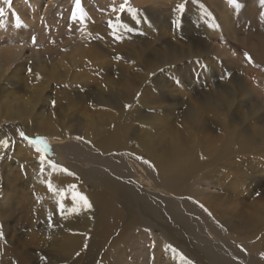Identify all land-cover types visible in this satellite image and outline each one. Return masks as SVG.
Here are the masks:
<instances>
[{"label": "rangeland", "instance_id": "rangeland-1", "mask_svg": "<svg viewBox=\"0 0 264 264\" xmlns=\"http://www.w3.org/2000/svg\"><path fill=\"white\" fill-rule=\"evenodd\" d=\"M21 1L36 11L34 17L12 18L18 0L10 7L0 0L5 10L0 52H15L0 62V141L9 142L7 148L0 144V191L10 204L0 200V264L8 250L13 256H6L7 264H264V65L255 56L240 57L234 48L242 50L241 42L260 47L262 41L264 50L263 33L251 27L264 23V0H128L123 12L120 6L111 9L113 0H81L89 27L84 37L81 13L72 19L73 0ZM180 3L183 12L174 10ZM116 17L123 19L112 23ZM69 30L71 37L65 34ZM56 31L101 58L83 65L79 58L63 60L76 54L68 42L55 46L62 51L50 56L44 44ZM38 55L42 70L34 64ZM86 64L92 70L105 66L103 79L85 77ZM48 76L30 103L36 97L30 91L39 89L35 78ZM117 119L124 144L105 154L123 159L122 181L130 195L113 193L114 210H89L73 194L102 188L98 171L89 172L99 163L67 158L57 144L75 141L90 150L87 141L110 138ZM20 132L46 140L43 164L55 168L54 177L35 164L40 153ZM226 137L231 144L221 155L219 140ZM188 146L203 168L180 186L183 196H174L156 179L160 172L150 174L144 161L154 165L178 153V147L190 153ZM103 177L118 178L109 168ZM49 181L75 186L65 196L80 210H41ZM118 210L108 235L94 239L96 223ZM69 237L83 239L81 255L62 253ZM242 240L258 244V252ZM206 241L216 242L225 255ZM164 251L171 260L159 261Z\"/></svg>", "mask_w": 264, "mask_h": 264}, {"label": "bare ground", "instance_id": "bare-ground-1", "mask_svg": "<svg viewBox=\"0 0 264 264\" xmlns=\"http://www.w3.org/2000/svg\"><path fill=\"white\" fill-rule=\"evenodd\" d=\"M212 2H214V1L212 0ZM120 3H121V0H113V6L111 7V9L112 10L113 9H117L120 6L119 5ZM33 4H37V0H34ZM222 5H223V3H222ZM74 7H75V2L73 0L71 2V12H73ZM249 7H252V6H249ZM234 9H236V8H234ZM242 10H245V9H242ZM34 11L35 10L33 8H31V10H29L27 8V2L18 0V4H16L15 2L13 3V11L10 10V12H12V13H10V15H12L11 16L12 18H16V19H20L22 21H25L26 17H34L36 15V11L35 12ZM114 11H116V10H114ZM7 14L9 15V13H7ZM9 17L10 16H8V18ZM78 17H80V16L78 15ZM119 19H123V18H117L116 17L115 20L112 19L113 20L112 23H114L116 21H119ZM223 19L224 18H222V20ZM226 19H227V16L225 18V21H227ZM80 20H83L82 21L83 31H82L81 34L84 37V36H87L88 31H89L88 30L89 27H87V24L84 22L86 20H84V19H80ZM219 20L221 21V18H219ZM262 22H261V24H262ZM221 23H222L224 29L226 28V30H228V27L230 28V26L227 24V22H224V20L221 21ZM255 25L256 24L252 25L251 27L253 29H255V30L259 29L260 34L263 33L261 35V38H263L264 37V23L262 25H260V21H259V26L257 24L256 27H255ZM71 32H72L71 30H69L68 32H65L66 36L67 37H71L72 36ZM57 35L58 34H57V31H56L55 34L51 35L53 37V39L50 40V41L48 40V42L46 44H44V45H47V46H45L46 48L44 47L45 48L44 52L45 53L50 52L49 53L50 56L56 55L54 53V51L56 53H60L59 51H62L60 47H55V46L61 44L62 42H64V43L68 42V43L71 44L69 49L70 50H74V48H75V53L76 54L71 55L70 58H66V57L62 56L63 60H67L68 62L71 63L75 59L79 58V59L82 60L81 64L83 65L85 63L84 61H87L86 63L92 62V64H93L94 60L97 61V60H99V58H101V55L99 53L91 54V52H93V51H91L89 47L85 48V50L81 49L83 44L76 43L74 40L71 41L68 38H66V36H64V35H59V36H57ZM241 45L244 48L243 49L241 47L242 50L238 46L234 47V48L238 49V51H240V53H239L240 57H242V58L245 57L246 58L245 53H247L248 56H251V58L255 56L258 59H260L262 61L261 64L264 65V50H263V42L262 41H261V46L260 47L253 46V44L252 43L249 44V42H241ZM57 49H59V50H57ZM0 53H3V54H0V62H2L4 58L6 59V62H8V61H10V58L13 57L15 52H14V50H12V51L11 50H6L5 52H0ZM38 56L39 57H37V58H39V59L34 64L37 65V66H35L36 70H42L43 66H42V62L40 61V58L42 56H40V55H38ZM87 65L88 64H86L84 66V73L83 74L85 75V77L93 78V79H95L97 81H101L103 79V77H104L105 66H103L101 68L98 67V68H95V69L92 70L91 68H88ZM49 69H50V73H52L53 72V67L51 66ZM1 71L4 74L5 70H1ZM92 72H94V74H92ZM0 74H1V72H0ZM248 75H250V73ZM49 78H51V77L48 76V77H37V78H35L36 80H38L40 82V84H39V87H38L39 89H35L34 88L33 91H30V92H33L34 96H36V97H33V96L31 97L32 99L29 100L30 103H34L35 101H37V98L42 93L41 90L43 89L44 85L48 83ZM249 81H251V79H249ZM252 82H254V81H251V83ZM234 84L236 86L238 85V83H234ZM8 102H9V100H8ZM32 108H33V106L28 105V109L31 110ZM19 111H20V109L17 108V110H16V112L14 114H16V113L18 114ZM3 118H4V116H3ZM8 118H10V117L8 116ZM3 120H5V119H3ZM0 121H2V119ZM6 122H8V121H6ZM6 122H4V123H6ZM6 124H8V123H6ZM121 135H122V133H121V123H120V120L117 119L116 126L112 129V136L110 138H108L107 140L102 139L100 141H93V140L87 141L86 145L87 146L89 145V147L91 148L90 150L79 148L80 144H76L75 141H73V142L69 141L67 143H64V145L62 143V146H60V144H57L58 146H57L56 149L58 151H60L67 158H72L73 160H85V159H88V158H93L95 161H97L99 163V165H96V164L93 165L90 168L89 172L90 173H95V172L98 171V175L100 176V180H98L96 182H98V184L101 183L102 188L99 191H97V190L93 191L92 190V192H86L84 194L85 196H87L89 202L91 203V207L98 208V207L101 206L102 208L107 209V210H114L115 209V205L117 207V204H116V201H113L112 198H111L113 193L119 194L120 197H122L124 199L128 198L129 195H130V191L128 190V186L126 184L123 185V181H122V177H123V175L125 173L124 165H123V162H122L123 159L122 158L110 157V156L105 154L106 151L107 152L108 151H120V149L122 148V146L124 144V142L121 140V137H122ZM58 140L61 141V142L64 141V139H59V138H58ZM58 140H57V142H58ZM219 142L221 144L220 154L221 155H226V152L229 151L228 149H229L230 144H231V139L229 137H226V138H223V139L219 140ZM187 149L190 151V153H187L186 151H182L178 147V153H175L171 157H169L167 159H164L163 161H159L158 163H154V165H151V166L147 167V169L150 172V174L156 173L157 170L160 172V174L156 175V179L158 181L164 183V186H165L164 190L166 192L174 195V196H183L184 194H183V191H181L182 189L180 188V186L185 185L190 180L191 176L193 175V173L195 171L201 170L203 168V165L199 161V159H201V157L198 156V154L193 149V147L192 146H188ZM64 150H66V151H64ZM35 164H40L41 168L44 171L50 173L51 175H53L54 172H56L55 168H53V167H51L49 165L41 164V161L37 162ZM105 168L111 169L118 178L113 177L112 179L105 180L104 177H103ZM216 169L218 170V167ZM232 171H234V168L232 169ZM53 177H54V175H53ZM70 186L71 185H66L65 187H59L58 184H53V187L55 189H57V193L59 195L55 191H50L49 187H45L44 188V193L45 194L41 193V199L43 201L42 205L44 207L41 210H48V211L61 210V207H60L61 202L65 205V207L63 209H65V208H69V209L74 208V207H71V205L69 204V200L70 199H67L66 196H65L67 193L75 192V189L70 187ZM61 189L63 190V193H61L59 191ZM6 195H5V193L3 191H0V200H3L4 202L7 203L6 198H5ZM34 203H36V200L34 201ZM7 204L10 205L9 203H7ZM2 205H4V204H2ZM79 207L81 208V205H79ZM91 207L88 208V209L90 210ZM261 207L263 209V211H261V215H262L263 221H264V205H261ZM167 208L170 209L171 205L167 206ZM119 216H120V211L118 210V213L116 211H111L110 215H106V216L102 217L96 223L94 239H96V238H104L105 236H107L109 231H110V228L113 227V225L115 224L117 219H119ZM83 217H84L83 222L87 223L89 221L88 216L86 214H84ZM70 220L71 219H67L64 222L70 221ZM4 226H5V224L2 225V227H4ZM26 242H28V240ZM64 243H66V244H62V248H63L62 249V253L68 252V255H71V256L73 254H75V253H78V255L82 254L81 253V251L83 249V246H81V244L83 243V239L82 238L77 237L75 239L74 237H69L68 239H66L64 241ZM206 243H208L211 246L217 248V250L221 254L225 255V251L223 249H221L219 246H217L216 242L206 241ZM242 243L245 244V246L249 247V249L251 250L252 253L258 252V248H259L258 244H256V243L250 244L247 240H242ZM259 244H261V243H259ZM7 252H8V255H3V264H7L9 262L8 259H6V256H8L9 259H11V257L13 256L11 251L8 250ZM161 254L163 256L159 259V261H169V260H171L169 255L167 254V251H164ZM253 258L255 260H258V261L261 262V259H260L259 256L256 255ZM221 259L224 260L223 256H222Z\"/></svg>", "mask_w": 264, "mask_h": 264}, {"label": "snow or ice", "instance_id": "snow-or-ice-1", "mask_svg": "<svg viewBox=\"0 0 264 264\" xmlns=\"http://www.w3.org/2000/svg\"><path fill=\"white\" fill-rule=\"evenodd\" d=\"M4 2L7 3L9 5V7L11 6V0H4ZM74 2H75V7L73 9L72 19H77V12L78 11L81 13L80 18L83 19V10L81 7V0H74ZM127 2H128V0H125V2L120 5V11L121 12H123L126 9ZM127 10L130 12L134 11L131 8H128ZM174 10L183 12L185 10V3L177 4L176 9H174ZM4 12H5L4 8L0 7V16H3ZM109 26L110 27L112 26L111 23L109 24ZM117 38L119 39V37H117ZM34 39L35 38H33V40ZM233 54L235 55V53H233ZM245 56L248 57L249 61H251V57L248 56L247 53H245ZM31 71L32 70L29 68V72H31ZM137 95H139V94H137ZM53 103H55V102L53 101ZM126 107H131V105H127ZM20 136L24 137L25 139H28L29 143L35 146L36 151L38 153H40L39 160L41 161V164H43L44 160L46 159L44 153H46L48 151V148H49L46 140L42 137H36L35 139L28 138L25 136V134L23 132H20ZM0 144H2V146L4 148H7L9 146L8 140L0 141ZM0 158H3V157L0 156ZM140 159H142V158H140ZM49 163H51V162L49 161ZM144 163L149 164V166H151L150 162L147 160H145ZM65 171H67V169H65ZM48 187H49L50 191H57V189H55L53 187V185L50 181L48 182ZM70 187L74 188L75 186H70ZM59 191L61 193H63L62 189ZM73 200H79L82 203L83 207H85V208L91 207V203L89 202L87 196H85L84 194H82L80 192H75L73 194ZM60 207H61V209H63L65 207V205L61 202ZM72 210L73 211H79L80 209H79V207H74Z\"/></svg>", "mask_w": 264, "mask_h": 264}]
</instances>
